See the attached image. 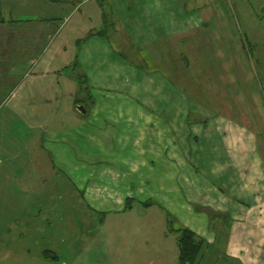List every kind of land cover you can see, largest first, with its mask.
Returning <instances> with one entry per match:
<instances>
[{
  "label": "crops",
  "instance_id": "crops-1",
  "mask_svg": "<svg viewBox=\"0 0 264 264\" xmlns=\"http://www.w3.org/2000/svg\"><path fill=\"white\" fill-rule=\"evenodd\" d=\"M19 1L0 18V122L38 134L52 173L100 219L127 212L162 223L168 213L204 240L197 264H264L257 138L219 115L211 106L226 99L208 92L212 42L229 39L217 0H109L110 31L78 49L75 40L102 25L99 0ZM169 67L187 73V86Z\"/></svg>",
  "mask_w": 264,
  "mask_h": 264
},
{
  "label": "rangeland",
  "instance_id": "rangeland-1",
  "mask_svg": "<svg viewBox=\"0 0 264 264\" xmlns=\"http://www.w3.org/2000/svg\"><path fill=\"white\" fill-rule=\"evenodd\" d=\"M217 3L229 39L220 36L212 42L215 54L210 53L206 80L208 92L222 95L226 103L211 107L255 133L264 170V0ZM16 4L0 0V18L13 17ZM168 69L174 82L187 86L186 72L183 77ZM64 101L59 99L53 113L63 115ZM4 114L0 103V119ZM195 118L189 115L188 121ZM37 136L21 121L0 122V264H176L175 235L167 231L166 221L158 216L143 221L127 212L101 219L91 214L52 173ZM210 257L200 264H224Z\"/></svg>",
  "mask_w": 264,
  "mask_h": 264
},
{
  "label": "trees",
  "instance_id": "trees-1",
  "mask_svg": "<svg viewBox=\"0 0 264 264\" xmlns=\"http://www.w3.org/2000/svg\"><path fill=\"white\" fill-rule=\"evenodd\" d=\"M99 6L101 8V17H102V25L97 30L88 31L82 38L75 40V46L78 49L79 46L85 42L90 37H105L107 33L110 31V24L113 18V11L109 0H99ZM138 65V64H137ZM67 66H64L66 68ZM77 67L76 59L70 65V68L73 69ZM142 69V64L139 66ZM77 83L81 86V91L85 90L83 87L86 82L84 76L77 77ZM83 87V88H82ZM131 200H126L124 210H128L131 207ZM153 203L146 202L145 206L151 205ZM209 215L215 214L214 212L209 211ZM167 220V231L169 233H173L175 235V240L178 249V256L176 264H194L200 254L201 249L204 246V240L200 237H197L191 230L186 227L177 225L175 220L170 217L168 213H166Z\"/></svg>",
  "mask_w": 264,
  "mask_h": 264
},
{
  "label": "water",
  "instance_id": "water-1",
  "mask_svg": "<svg viewBox=\"0 0 264 264\" xmlns=\"http://www.w3.org/2000/svg\"><path fill=\"white\" fill-rule=\"evenodd\" d=\"M75 110L78 112V113H80V114H82V115H85V109L82 107V106H80V105H76L75 106Z\"/></svg>",
  "mask_w": 264,
  "mask_h": 264
}]
</instances>
